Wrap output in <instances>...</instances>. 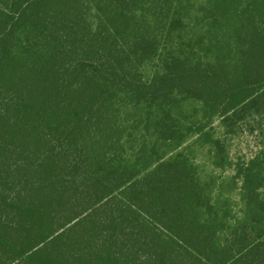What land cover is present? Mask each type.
<instances>
[{
	"label": "trees",
	"instance_id": "obj_1",
	"mask_svg": "<svg viewBox=\"0 0 264 264\" xmlns=\"http://www.w3.org/2000/svg\"><path fill=\"white\" fill-rule=\"evenodd\" d=\"M249 119L264 0H0V264H264Z\"/></svg>",
	"mask_w": 264,
	"mask_h": 264
},
{
	"label": "rangeland",
	"instance_id": "obj_2",
	"mask_svg": "<svg viewBox=\"0 0 264 264\" xmlns=\"http://www.w3.org/2000/svg\"><path fill=\"white\" fill-rule=\"evenodd\" d=\"M220 135V134H219ZM224 151L235 163L253 160L264 151V127H260L258 121L249 119L241 125L239 133L235 137H229L225 141ZM199 160L205 161L204 153L197 152Z\"/></svg>",
	"mask_w": 264,
	"mask_h": 264
}]
</instances>
